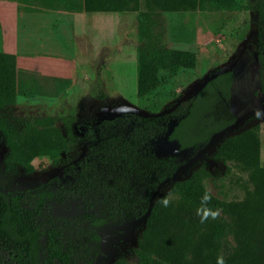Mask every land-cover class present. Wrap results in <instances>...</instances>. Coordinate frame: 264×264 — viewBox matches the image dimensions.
I'll use <instances>...</instances> for the list:
<instances>
[{
	"label": "trees",
	"instance_id": "obj_1",
	"mask_svg": "<svg viewBox=\"0 0 264 264\" xmlns=\"http://www.w3.org/2000/svg\"><path fill=\"white\" fill-rule=\"evenodd\" d=\"M256 15V56L260 91L264 93V0H84L87 12H136L137 95L145 97L168 83L181 70L192 69L196 52L162 42L155 30L157 13L169 10H236ZM15 56L0 52V130L8 158L22 163L25 155L50 156L65 149L57 128L9 122L4 110L15 102ZM233 70L209 78L196 93L162 114L122 113L95 123L76 124L85 152L47 181L23 191L0 189V264H96L101 230L148 213L147 228L136 248L137 264H264V211L244 201L226 202L212 194L209 208L219 218L200 222L196 209L208 190L196 175L177 183L178 199L165 208L155 192L186 159L204 148L212 136L232 125L235 116L217 115L218 105L231 96ZM161 143L175 152L162 153ZM226 158L258 179L256 194L264 197V167L259 140L246 135L229 142ZM73 201L81 212L53 214V205ZM122 264V263H115Z\"/></svg>",
	"mask_w": 264,
	"mask_h": 264
},
{
	"label": "rangeland",
	"instance_id": "obj_2",
	"mask_svg": "<svg viewBox=\"0 0 264 264\" xmlns=\"http://www.w3.org/2000/svg\"><path fill=\"white\" fill-rule=\"evenodd\" d=\"M89 14L107 20L103 30L108 29L111 49L101 58L90 60L95 65L94 70L86 75L83 71L88 70L85 62L89 59L83 56H76L84 65L81 63L75 72L72 59L62 61L64 64L40 63L35 59L41 52L65 58L73 49L70 40L46 25L33 26L22 33L23 36L29 33L36 44L29 62L20 61L18 64L16 100L4 110V115L19 127L33 123L57 128L66 144L56 159L27 154L20 164L9 160V149L0 130V189L19 192L39 185L82 157L85 143L78 136L76 124L95 123L122 113H165L196 93L209 78L233 70L235 82L231 96L218 105L215 113L235 116L234 123L215 133L204 148L187 158L171 178L161 183L152 203L169 190L172 201H176L177 183L196 175L218 199L239 204L248 201L253 206H261L264 211V197L256 194L258 179L225 156L229 142L239 143L246 135H254L259 140V160L264 167V120L254 115L256 109L264 110L255 46L256 15L244 7L236 10L159 11L155 30L160 31L162 42L171 48L194 50L196 64L192 69L179 71L168 83L147 96L139 97L137 13ZM158 149L168 153L171 146L161 143ZM80 212L77 201L67 208L53 205L54 215L74 216ZM147 216L148 213L121 225L104 227L100 232L101 253L96 264H137L135 250L146 231ZM42 259L44 264H49L44 242Z\"/></svg>",
	"mask_w": 264,
	"mask_h": 264
},
{
	"label": "crops",
	"instance_id": "obj_3",
	"mask_svg": "<svg viewBox=\"0 0 264 264\" xmlns=\"http://www.w3.org/2000/svg\"><path fill=\"white\" fill-rule=\"evenodd\" d=\"M92 12L96 14L101 11ZM92 12L84 10V0H0V52L15 56L16 96L18 64L20 61L29 62L36 44L30 39L29 33H25L24 36L22 33L33 26L46 25L51 28L50 30L65 37L67 41L70 40L72 44L70 46L73 47L66 53L65 58L51 57L48 55L52 54L45 52L36 54L35 59L38 62L64 64V61L69 62L72 59L71 63L75 72L82 63L76 59V56H83L84 59H89L85 62L89 68L83 71V75L94 70L95 65L90 60L101 58L111 48L108 29L103 30V25L106 26L107 20L97 15L90 16L89 13ZM103 31H105L104 36H102ZM81 78L85 80V77Z\"/></svg>",
	"mask_w": 264,
	"mask_h": 264
},
{
	"label": "clouds",
	"instance_id": "obj_4",
	"mask_svg": "<svg viewBox=\"0 0 264 264\" xmlns=\"http://www.w3.org/2000/svg\"><path fill=\"white\" fill-rule=\"evenodd\" d=\"M123 107V106H121ZM254 115L257 119L264 120V110L256 109ZM172 192L169 190L166 192L162 197L158 199V203L161 204L163 207L167 208L170 206L172 202ZM212 200V192L211 190H206L200 199V205L196 209V215L200 217V222L205 223L209 219H217L219 218L220 211L213 210L212 208L208 207V204ZM216 264H225V259L223 255L217 256Z\"/></svg>",
	"mask_w": 264,
	"mask_h": 264
},
{
	"label": "water",
	"instance_id": "obj_5",
	"mask_svg": "<svg viewBox=\"0 0 264 264\" xmlns=\"http://www.w3.org/2000/svg\"><path fill=\"white\" fill-rule=\"evenodd\" d=\"M176 148H177L176 143L172 144L171 149H170V152H175L176 151Z\"/></svg>",
	"mask_w": 264,
	"mask_h": 264
}]
</instances>
